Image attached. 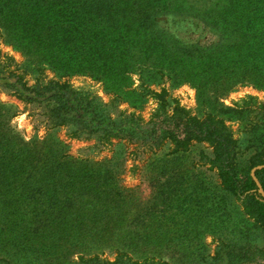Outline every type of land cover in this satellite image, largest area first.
Segmentation results:
<instances>
[{"label":"rangeland","instance_id":"rangeland-1","mask_svg":"<svg viewBox=\"0 0 264 264\" xmlns=\"http://www.w3.org/2000/svg\"><path fill=\"white\" fill-rule=\"evenodd\" d=\"M102 1L106 0H0V52L8 58H2V63H8L5 65L9 70L22 76L28 88L37 82L47 85L55 81L109 104L113 94L122 96L127 88L141 84L138 73L130 80L116 82L115 76H102L97 69H88L87 63L96 53L112 44L113 33L107 32L98 42L80 41L60 48L41 40L37 31L40 24L27 17L49 8H58L53 13L58 16L68 10L71 26L73 22L87 36L96 37L120 23L130 24L137 18L133 9L142 4L150 18L146 39H139V33L132 28L124 29L121 37L157 46L147 57V66L152 70L145 75V82L151 84L152 91L163 95L171 108L178 106L198 118L211 115L224 120L237 144L236 169L246 171L261 149L264 133V60H257L255 65L233 57V42H226L220 30L192 16L199 10L214 8L221 0H177L173 5H185L187 14L178 13L173 5L163 8L161 0H108L107 10L100 11ZM69 9L76 14L72 16ZM62 28L55 26L58 32ZM164 46L168 49L166 55L162 54ZM192 49L196 50L195 56L185 52ZM167 56L174 57L166 59ZM134 59L142 62L138 54ZM150 64H155L154 68ZM159 69H163L162 73ZM2 84L0 81V105L12 115L10 126L15 134L31 149L53 158L57 154L63 161L96 164L109 160L121 184L133 190L132 208L137 222L133 233L143 235L139 243L124 249L115 229L97 221L92 229L87 223L88 227L75 233L69 231L65 236L59 234L50 240L40 237L30 249L21 252L13 238L0 231V264H78L81 258L86 261L95 257L114 262L118 253L141 262L152 259L167 264H228L225 251L233 244L246 243L264 253L262 224L221 188L218 172L210 164L213 149L208 144L193 142L185 155L170 159L175 191L163 193L154 178L160 166L156 163L170 153L172 145L165 144L153 160L144 163L151 155L141 149L123 144L97 147L94 141L72 139L66 128H54L48 123L44 104L25 102ZM157 102L156 97H149L140 107L145 120L156 110ZM115 105L114 112L134 111L130 100H120ZM36 209L38 214L46 212L44 208ZM143 241L145 245L140 246ZM261 262L260 258L240 264Z\"/></svg>","mask_w":264,"mask_h":264},{"label":"trees","instance_id":"trees-1","mask_svg":"<svg viewBox=\"0 0 264 264\" xmlns=\"http://www.w3.org/2000/svg\"><path fill=\"white\" fill-rule=\"evenodd\" d=\"M109 2H99L98 9L107 10ZM159 3L163 4V8H168L177 0H161ZM174 7L180 14L189 11L183 4ZM72 9L69 11L73 16L76 13ZM42 11L27 19L40 24L37 31L41 40L53 42L54 46L60 48L71 47L80 41L98 42L100 37L112 32L115 36L112 44L103 46L102 53H96L97 56L87 63L88 69H97L102 76H115L116 82L130 80L138 73L141 84L134 89L132 86L127 88L122 96L113 94L109 104L55 81L47 85L37 82L28 88L22 76L9 70L6 66L8 63H2V58H8L0 52V81H3V86L14 90L25 102L44 104L48 123L54 128H66L72 139L94 141L97 147L123 144L138 148L151 155L144 163L153 160L152 157L165 144L172 145L170 153L156 163L160 166L154 178L158 183L157 189H164L163 193L171 189L175 191L171 184L174 172L170 159L177 160L185 155L193 142L208 144L213 149L210 164L218 172L221 188L248 209L251 217L262 224L264 232V133L261 135V149L250 160V167L240 173L235 165L237 144L224 120L211 115L198 118L178 106L171 108L163 95L150 89L151 84L145 82V75L152 70L147 66V57L156 51L157 46L143 44L139 40L135 43L121 37L124 29L132 28L139 33V39H146L150 18L142 4L133 9V15L137 18L130 24L120 23L115 28L101 31L96 37L87 36L73 22L71 26V18L66 16L68 10L60 16L53 14L58 8H49L45 13ZM197 13L192 16L202 24L220 30L226 42H233V46L230 45L233 57L247 59L248 64L255 65H258L257 60H264V0H221L214 8ZM255 16L257 18L253 20ZM59 17L68 20L63 22ZM103 19L106 20L105 17ZM139 21H143L142 24ZM106 22L110 23L109 20ZM56 25L64 28L58 32ZM167 50L164 46L162 54L166 55ZM193 51L196 54L194 49L185 52L195 56ZM136 54L142 62L134 59ZM173 57L167 56L166 59ZM154 65L150 64V67L154 68ZM159 70L162 73L163 69ZM162 93L165 94L164 91ZM149 97H156L157 108L145 120L140 107L147 103ZM120 100H130V107L134 111L114 112V103ZM11 117L6 108L0 105V231L4 236L13 238L19 251L30 249L40 237L50 240L59 234L65 236L69 231H81L84 226L88 227L87 223L92 229L101 222L115 229L120 238L119 245L124 249H129L132 243H139L137 241L143 234L133 233V225H137L132 208L135 201L133 190L121 184L119 174L109 160L90 164L73 159L63 161V157L57 154L53 155L54 158L48 157L31 149L15 134L10 126ZM36 208H44L45 214H38ZM142 224L145 225L144 222ZM142 245H145V241ZM225 256L228 264L253 263L260 258L264 264V253L249 243L233 244L225 251ZM78 264L167 263L152 259L135 261L125 253H118L114 262L95 257L86 261L81 258Z\"/></svg>","mask_w":264,"mask_h":264}]
</instances>
